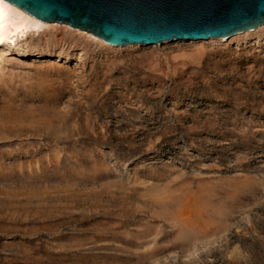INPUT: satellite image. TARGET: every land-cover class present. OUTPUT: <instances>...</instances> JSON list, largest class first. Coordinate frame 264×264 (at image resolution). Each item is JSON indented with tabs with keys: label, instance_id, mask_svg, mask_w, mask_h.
I'll return each instance as SVG.
<instances>
[{
	"label": "rangeland",
	"instance_id": "rangeland-1",
	"mask_svg": "<svg viewBox=\"0 0 264 264\" xmlns=\"http://www.w3.org/2000/svg\"><path fill=\"white\" fill-rule=\"evenodd\" d=\"M48 24L0 46V264H264V24Z\"/></svg>",
	"mask_w": 264,
	"mask_h": 264
},
{
	"label": "water",
	"instance_id": "water-1",
	"mask_svg": "<svg viewBox=\"0 0 264 264\" xmlns=\"http://www.w3.org/2000/svg\"><path fill=\"white\" fill-rule=\"evenodd\" d=\"M115 46L231 37L264 24V0H7Z\"/></svg>",
	"mask_w": 264,
	"mask_h": 264
},
{
	"label": "bare ground",
	"instance_id": "bare-ground-1",
	"mask_svg": "<svg viewBox=\"0 0 264 264\" xmlns=\"http://www.w3.org/2000/svg\"><path fill=\"white\" fill-rule=\"evenodd\" d=\"M50 25L52 24L38 19L12 2L0 0V46L6 43L15 44L16 41L28 35L29 32L39 31L42 27ZM209 39L223 41L228 38L219 37ZM31 54L37 55L38 52L34 51Z\"/></svg>",
	"mask_w": 264,
	"mask_h": 264
}]
</instances>
